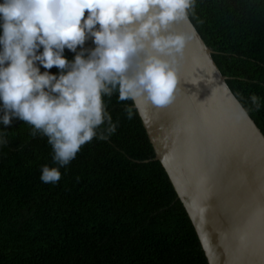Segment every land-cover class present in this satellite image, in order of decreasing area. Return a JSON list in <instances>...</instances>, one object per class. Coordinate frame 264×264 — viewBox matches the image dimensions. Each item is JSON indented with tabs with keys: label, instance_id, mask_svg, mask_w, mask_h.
<instances>
[{
	"label": "trees",
	"instance_id": "1",
	"mask_svg": "<svg viewBox=\"0 0 264 264\" xmlns=\"http://www.w3.org/2000/svg\"><path fill=\"white\" fill-rule=\"evenodd\" d=\"M189 17L264 132V0H196ZM104 101L115 132L102 125L107 138L84 145L55 184L40 179L55 166L47 138L19 119L0 124V264H209L134 101Z\"/></svg>",
	"mask_w": 264,
	"mask_h": 264
},
{
	"label": "clouds",
	"instance_id": "2",
	"mask_svg": "<svg viewBox=\"0 0 264 264\" xmlns=\"http://www.w3.org/2000/svg\"><path fill=\"white\" fill-rule=\"evenodd\" d=\"M195 3L0 0V124L7 129L19 119L32 136L47 138L55 166H42V182L57 183L84 145L106 139L102 125L115 132L104 97L143 96L158 108L174 101L180 61L193 38L174 25L188 20ZM89 40L94 47H85ZM250 101L258 111L260 98L253 94ZM126 111L131 119V108ZM7 142L0 136V144Z\"/></svg>",
	"mask_w": 264,
	"mask_h": 264
},
{
	"label": "water",
	"instance_id": "3",
	"mask_svg": "<svg viewBox=\"0 0 264 264\" xmlns=\"http://www.w3.org/2000/svg\"><path fill=\"white\" fill-rule=\"evenodd\" d=\"M174 30L193 33L174 101L134 106L209 264H264V132L239 116L244 105L191 18Z\"/></svg>",
	"mask_w": 264,
	"mask_h": 264
}]
</instances>
